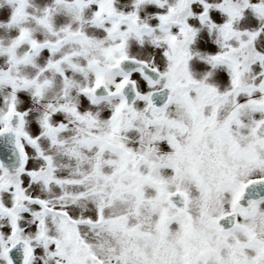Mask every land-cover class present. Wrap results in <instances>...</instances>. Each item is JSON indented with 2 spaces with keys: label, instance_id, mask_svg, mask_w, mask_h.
I'll return each mask as SVG.
<instances>
[{
  "label": "snow or ice",
  "instance_id": "1",
  "mask_svg": "<svg viewBox=\"0 0 264 264\" xmlns=\"http://www.w3.org/2000/svg\"><path fill=\"white\" fill-rule=\"evenodd\" d=\"M5 4L0 264H264V0Z\"/></svg>",
  "mask_w": 264,
  "mask_h": 264
},
{
  "label": "rangeland",
  "instance_id": "2",
  "mask_svg": "<svg viewBox=\"0 0 264 264\" xmlns=\"http://www.w3.org/2000/svg\"><path fill=\"white\" fill-rule=\"evenodd\" d=\"M51 2V0H32V3L34 5L33 9H30L31 12L34 14L36 13V9H42L46 5H48ZM211 2V0H210ZM0 5H3V7H0V22L6 23L7 18L9 17L11 13V9L8 7V5L5 4V0H0ZM95 6H93L94 9ZM196 5H193V9H196ZM117 8L119 10H122L124 12L132 11V0H117ZM160 10L155 9L154 5H149L146 7L144 11L141 12V18L143 20H146L149 24L155 26V21L153 20V17L159 12ZM166 11V9L164 10ZM89 16L91 15V11L87 13ZM246 17H250L252 20H255V17L251 15V13H246ZM61 19H64L63 15L61 16ZM198 26V25H197ZM242 28L249 26L247 19L245 21H241ZM260 26V22L256 21L255 24L251 25V27L258 28ZM32 27H35V25H32ZM95 31V30H93ZM15 35L14 31H10L6 28H0V40L8 41L11 38H13ZM41 37H43L42 33H38ZM147 40V37L145 38ZM216 39V35L212 34L209 35L208 29L203 28L197 38L196 44L193 45V49L196 52H201V53H209L210 50L215 49L216 45L214 43ZM150 46L146 43L145 44V49L149 48ZM143 51V50H141ZM46 52V50H45ZM43 55V54H42ZM6 58L0 57V65H3L5 63ZM198 64V62H196ZM198 72H203L206 70L205 68H196L195 69ZM11 89H4L0 90V97L3 95L7 94V92H10ZM22 95H27V94H22ZM75 95V93H73ZM29 104L33 109V117H38L40 113L43 111V108L41 107L40 104H35L31 102V98L29 97ZM83 98H81L82 100ZM101 108H106V105L102 104L100 105Z\"/></svg>",
  "mask_w": 264,
  "mask_h": 264
},
{
  "label": "water",
  "instance_id": "3",
  "mask_svg": "<svg viewBox=\"0 0 264 264\" xmlns=\"http://www.w3.org/2000/svg\"><path fill=\"white\" fill-rule=\"evenodd\" d=\"M135 68L134 65H126L125 69L127 71H131ZM98 95H103V92L98 93ZM130 96H134V94H130ZM0 148H3L4 150V155H0V160H4L10 168L16 167V159L15 157L12 156L11 151H10V145L8 143V139H0Z\"/></svg>",
  "mask_w": 264,
  "mask_h": 264
}]
</instances>
